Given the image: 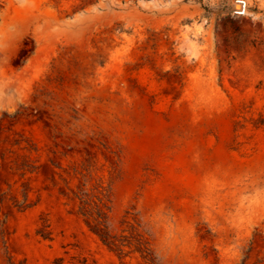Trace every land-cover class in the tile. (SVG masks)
<instances>
[{
  "label": "rangeland",
  "instance_id": "obj_1",
  "mask_svg": "<svg viewBox=\"0 0 264 264\" xmlns=\"http://www.w3.org/2000/svg\"><path fill=\"white\" fill-rule=\"evenodd\" d=\"M0 264H264V0H0Z\"/></svg>",
  "mask_w": 264,
  "mask_h": 264
},
{
  "label": "trees",
  "instance_id": "obj_2",
  "mask_svg": "<svg viewBox=\"0 0 264 264\" xmlns=\"http://www.w3.org/2000/svg\"><path fill=\"white\" fill-rule=\"evenodd\" d=\"M96 234L101 238V240L106 243V244H110L111 242L109 241V236L108 233L106 232V230L104 229H99L97 230Z\"/></svg>",
  "mask_w": 264,
  "mask_h": 264
}]
</instances>
